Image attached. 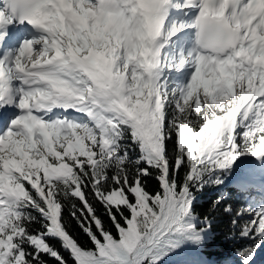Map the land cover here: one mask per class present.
<instances>
[{"label":"trees","instance_id":"1","mask_svg":"<svg viewBox=\"0 0 264 264\" xmlns=\"http://www.w3.org/2000/svg\"><path fill=\"white\" fill-rule=\"evenodd\" d=\"M170 85L161 121L149 129L153 149L139 125L106 123L101 132L86 124L66 135L48 126L51 143L43 150L38 141L37 148L48 166L69 172L45 184L30 161L27 173L18 178L22 194L9 202V229L0 234V241L14 235L21 255L17 264H132L153 226L166 234L177 230L179 218L171 225L172 216L185 191L187 219L181 221L187 231L179 240L203 262L183 252L171 254L170 260L155 258V246L143 262L134 263L245 264L259 253L264 243L249 214L261 215L251 191L264 175V156L248 161L243 154L252 147L254 134L237 123L233 130L199 142L192 132L198 129L200 111L192 115L191 105ZM211 91H205L207 97ZM183 122L192 134L181 142ZM214 150H219L215 157L209 155ZM166 192L167 220L162 215ZM254 264H264V259Z\"/></svg>","mask_w":264,"mask_h":264},{"label":"rangeland","instance_id":"2","mask_svg":"<svg viewBox=\"0 0 264 264\" xmlns=\"http://www.w3.org/2000/svg\"><path fill=\"white\" fill-rule=\"evenodd\" d=\"M179 1L181 4L177 5ZM185 1L186 0H175V4H173L174 8L182 9L183 6H185ZM76 2L77 0H74V6L81 13V17L84 16L83 22L86 23V26L81 22L82 27L74 32L70 41L74 44L75 52L79 55H86L87 50L84 47H87V49L91 47L92 49H90L93 50L95 58L101 56L117 63L118 69L115 68L116 74L118 71V74L121 76L118 86L119 97L116 102L110 101L101 103L97 101V99H94V92L90 91L87 86H79L77 88L79 89V92H77L78 105L83 111L81 115L83 119L76 122L64 120L65 127L63 132H60L57 127H53L48 123V120L42 121L43 124L39 123L37 125L38 131H34L32 128L28 129L26 123L31 118L29 115L19 122V130L14 133L5 131L0 135V187L2 189V196L5 200L1 203L0 234H3L4 230L9 229L7 226L8 204L9 202H14L15 199L22 194V186L18 180L21 179L22 174L27 173L26 167L30 161L31 165H33L32 172L34 173V171L37 170V175L41 173V179L45 184H49L54 178L62 180L64 175L69 172V170H64L62 168L63 166H48L37 148L36 142L43 141V150L48 149V145L51 143L50 135L47 130L48 126L53 127L56 134L60 135H66L74 126L81 127L86 124L96 125L101 132H104L105 126H101L97 119H95L96 115H101L107 118V124H114L115 122L139 126L145 124V129L149 132V129L151 130V128H154L155 125H158L161 121L164 97H166L169 91L171 86L170 83H172L173 87L177 88L179 95L191 105L190 107L194 110L191 112L192 115H194L197 110L200 111L201 121L198 124V129L192 132L199 142L207 139L210 134H218L229 129L233 130L235 124L238 123L244 130L249 129L255 137L252 139V147L243 153L245 159L250 161L257 157L264 156V80L258 83L256 80L250 79L244 87L241 85L243 81L240 82L239 77L237 80H239L240 86L236 91V89L227 82H223L224 79L227 80L228 78L223 77L224 74L220 68L215 70L210 69L205 65H201L195 57L183 56V53L190 55L188 46L189 34L184 38H176V35L181 34V30H191L189 27L188 15L186 13L181 14L178 18L171 19L166 25L165 34L167 41L169 40V43L167 42L169 47H167V50L165 49L162 54V59L160 60L164 69L160 75V82L157 86L152 87V92L150 93L151 97L148 103L144 105L145 96L140 88L143 87L147 91L148 89L146 87L147 85L144 87V84L139 82L140 73L137 67V63L142 57L143 52L135 55V51L132 53L127 49L125 35L122 34L119 28L112 29V24L107 20L101 17L98 18L99 13L96 10V4H94L93 0H81L78 3ZM40 38L46 39L47 36L41 35L38 39ZM35 41L36 39H32L30 46L31 49L38 50L37 45L34 44L35 47H33ZM45 42L47 44L46 49L44 48L42 52L51 53L50 39ZM63 50L64 49H59L61 52ZM144 50L147 51V47H145ZM17 52L21 54L20 45L18 46ZM112 53L115 54L112 55ZM62 54L66 55L65 53ZM32 56H34V54ZM25 59L28 65L36 63L42 64L46 60L32 57ZM121 60H123L122 66ZM169 61H171V64H168ZM259 62L264 72V55L260 57ZM20 67L21 66H16L15 62H12L9 66V71L15 74V72L19 71ZM191 67L194 68L193 71L190 70ZM43 73L54 75L57 71L55 68H50ZM39 74V72H33V77H38ZM18 79L19 82L15 84V87L20 101L25 100L32 108V100H49L50 92L48 84H41L37 78L35 84H30L27 90H23L21 88L22 78L19 77ZM173 79H175L174 82H172ZM206 90H212L209 97H207L205 93ZM241 100L242 103L240 106L236 105L241 102ZM18 116L19 112L16 111L15 118ZM183 125L185 126V130L182 134L181 142L188 133H191L189 123L183 122ZM233 139L232 137L231 141H233ZM104 145L106 147V143H104ZM69 149L74 151L76 146L70 144ZM218 152L219 150H214L211 154L213 153L212 156L215 157ZM257 162H259L258 164L260 166L263 165L262 161ZM258 180V184L255 183L256 188L252 190L251 193H253L255 197L262 199H260L261 201L259 200L260 203L257 207L261 215L258 216L251 213L249 216L254 228L260 234L259 238H261L264 243V225L262 226L261 222L258 221L259 218L264 220V177H261V179L259 177ZM236 181L239 182V179H236ZM142 210L144 211V207H142ZM165 210L166 212L162 213V215L163 218L167 220L169 205ZM180 211V215L176 216L175 211L172 216L171 225L179 218L177 230L174 231V233L166 234L167 232H161V228L159 229L153 226L148 237V244L143 248L138 247L139 249H136L137 251L136 253L134 252V259H131L132 264H135L134 262L136 260H141L142 256L147 257L150 255L151 250L155 246L158 247V249L155 248V258H163L165 260L172 259L171 254L180 253L179 250L182 248L186 250L185 252L193 250L197 253L195 249L179 240L183 238L187 231L185 222L181 221L187 219L185 212L182 213L183 207H181ZM51 216L56 219V212H51ZM157 236L158 239L154 241V238ZM13 237L14 235L0 241V264H17L20 260L21 255ZM168 238H172L174 241H165V239ZM151 242L152 244L159 242V244L155 246L152 245V248L148 251H142L148 247ZM262 250H264V245L260 248L259 252ZM262 259H264V256L260 257L258 261ZM206 264L212 263L206 260Z\"/></svg>","mask_w":264,"mask_h":264},{"label":"bare ground","instance_id":"3","mask_svg":"<svg viewBox=\"0 0 264 264\" xmlns=\"http://www.w3.org/2000/svg\"><path fill=\"white\" fill-rule=\"evenodd\" d=\"M113 1L118 2L119 6H121L122 8V13L118 15H103L99 13L98 18L101 17L107 20L108 22H110L112 24V29L119 28V30H121L122 34L125 35L127 49L130 52L133 53L135 51V55L136 54L138 55V53L143 52L142 57L137 63V67H138V72L140 73L139 82H141V84H144V87L147 85L146 87L149 91L148 92L143 87L140 88L141 92L145 96L144 105H146L151 97L150 93L152 92V87L157 86V84L160 82L161 79V77L155 75V71L156 70L163 71L164 68L162 67L160 62V60L162 59V55H160L156 59L150 60L148 58V52L145 51L144 48L147 47V44H149L148 42L151 39L157 36H162L164 38L166 37L165 28L168 21L160 20L159 17L162 12L161 9H164L166 11L167 16L171 15L172 13H176V11L174 12L173 8L167 9L166 5L168 3H158V4H154L149 14L143 17L138 11L135 10V8L132 6V4L128 2V0H113ZM68 2L70 5H74L73 0H68ZM250 2L251 0H246L245 4H250ZM83 19L84 17L81 20L70 18L67 21H60L50 31L44 32L45 36H47L46 39L43 38L45 40H43L42 38L38 40L36 39V41L33 43V47H35L34 44L37 45L38 50H34L32 48V53L30 57L38 58V59L39 58L46 59L42 64L36 63V64L28 65L26 63L25 57L23 56V47L21 46V54H19L16 51V53L13 54V57L11 59L12 62H15L16 66L18 67L21 66L18 72L12 74L13 83L16 84L17 82H19L18 78L20 77L22 78V81H26L27 84H35V82H37L36 79L38 78L41 84L49 85L50 95L54 89V86L60 81L71 80L75 82V83L73 82L75 87H78L75 81V77H76L75 73L73 71L67 70V66H68V58L72 54H76L75 46L73 43H71L70 38L76 30H79V28L82 27L81 22H83ZM260 23L263 25V29L261 30H259ZM83 24L86 26L85 22H83ZM181 31H182L181 34L176 35V38H181V37L184 38L186 37V35H188V30L185 29ZM49 39L51 41L50 48L52 52L43 53L42 51L44 50V48L46 49V45H47L45 41ZM167 42L169 43V40ZM167 42L165 45L166 50L167 47H169L167 45ZM71 44L73 45V47ZM84 48L87 50L86 55H88L97 66L102 68L110 76V83L107 89L105 90V92H103L102 94L101 93L95 94L94 99H97V101L99 102H105V103L110 101L116 102L119 97V93H118L119 78H121V76L118 74V71L116 74L115 68L118 69L117 63L115 61L108 60L101 56L95 58L93 50H91L92 49L91 47H89L88 49L87 47ZM59 49L60 50L64 49L65 51L63 50L61 52L59 51ZM62 53H65L66 55H63ZM33 54L34 56H32ZM113 54L115 53H112V55ZM263 55H264V20L258 22L256 28L252 27L250 29H243V38L241 40L240 45L237 47V51L232 52L225 59L215 60L216 63L211 64L210 67H208L207 65L208 62L201 65H205L207 68L214 70L220 68L224 74L223 77L228 78L227 80L224 79L223 82L224 83L227 82L237 91L238 87L240 86L239 80H237L239 77H240L239 78L240 82L243 81L241 85H243L244 87L246 83L250 81V79L256 80L258 83L261 80H264V72L259 62L260 57H262ZM56 58H62V59L67 58V61L63 63L55 64L53 63V60ZM247 58L250 59V62H247L246 60ZM122 65H123V60H121V66ZM50 68L51 69L55 68L57 73L54 75L49 73H43L46 70H49ZM190 70L193 71L194 68L191 67ZM33 72H39L40 74L38 77H33ZM59 77H60V81L58 80ZM81 86L83 87L84 85ZM76 91L79 92V89H77ZM106 96H108V100H105ZM241 103L242 100L236 105L240 106ZM37 109L38 111H40V113H37ZM52 109H53V105L50 106V100L48 99L37 100L36 106L31 108L30 114L31 113L32 114L30 116L32 119L30 118V120L27 121L26 127L28 129L32 128L34 131H38L37 125L39 124V122L34 118V115L35 114L40 115L42 113L47 115L49 111H51ZM95 119H97V121L100 123L101 126H103L107 122V118L105 116L96 115ZM64 127H65L64 124L61 125L59 124L57 126L60 132H63ZM1 191L2 189L0 187V211L2 210L1 203L5 201ZM169 197L170 196L167 195L165 209L169 205ZM263 202H264V196H263ZM177 204H176V214H175L176 216L181 214L180 209L181 207H183L184 199L182 201L179 200ZM152 245L155 246V243L152 244L151 242V244H149V246L142 251H148L150 248H152ZM145 246L146 245H143L141 246V248Z\"/></svg>","mask_w":264,"mask_h":264},{"label":"water","instance_id":"4","mask_svg":"<svg viewBox=\"0 0 264 264\" xmlns=\"http://www.w3.org/2000/svg\"><path fill=\"white\" fill-rule=\"evenodd\" d=\"M142 125V128H143V131H144V133H145V136H146V139H147V141H148V143H149V146H150V148L151 149H153V147H152V141H151V138H150V135H149V133H148V130H146L145 129V124H141ZM211 153H209V155H210ZM192 175V174H191ZM167 195H169V193L168 192H166V195H165V200H164V205H163V208H162V210H164V208H165V203H166V198H167ZM185 197H186V191L182 194V196L179 198V200H185ZM178 200V201H179ZM178 203V202H177ZM174 210L176 211V207L174 208ZM183 210H184V204H183ZM185 212V211H184ZM159 244V242H156L155 243V245H158ZM141 247V246H140ZM68 249L69 250H71L72 251V249L68 246ZM136 252V251H135ZM134 255H135V253L133 254V259H134ZM145 256H143L142 258H141V260H140V262H143L144 260H145ZM135 264H140V263H135Z\"/></svg>","mask_w":264,"mask_h":264}]
</instances>
